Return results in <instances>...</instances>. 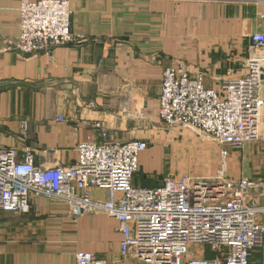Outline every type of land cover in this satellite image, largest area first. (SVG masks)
<instances>
[{
  "label": "crops",
  "instance_id": "crops-1",
  "mask_svg": "<svg viewBox=\"0 0 264 264\" xmlns=\"http://www.w3.org/2000/svg\"><path fill=\"white\" fill-rule=\"evenodd\" d=\"M21 1L0 0V148L29 149L43 168L74 166L77 146L102 143L103 133L113 144L165 143L164 69L182 62L196 74L201 65L206 86L219 90L223 79L245 73L250 36L264 33V0H67L72 32L83 40L29 56L17 48ZM133 183L154 187L138 175ZM90 198L106 202L108 191L94 188ZM121 240L117 219L72 216L65 201L46 196L32 195L28 214L0 211V264H76L78 253L150 264L122 259Z\"/></svg>",
  "mask_w": 264,
  "mask_h": 264
},
{
  "label": "built area",
  "instance_id": "built-area-1",
  "mask_svg": "<svg viewBox=\"0 0 264 264\" xmlns=\"http://www.w3.org/2000/svg\"><path fill=\"white\" fill-rule=\"evenodd\" d=\"M19 12L17 48L24 55L51 56L56 47L83 40L72 32L67 0H22ZM250 41L245 73L223 79L219 90L208 88L205 75L191 73L182 62L163 72L162 121L208 136L223 147L225 160L228 148L264 138V33ZM102 138L80 143L72 167L43 168L29 149L0 148V211L28 214L36 195L65 201L72 216L106 213L120 223L121 258L150 264H251L255 249L264 247V181L241 177L231 183L222 167L210 178L168 177L157 186L138 187L133 182L147 144L109 143L106 133ZM94 188L108 191V200H91ZM75 261L110 264L91 253H78Z\"/></svg>",
  "mask_w": 264,
  "mask_h": 264
},
{
  "label": "rangeland",
  "instance_id": "rangeland-1",
  "mask_svg": "<svg viewBox=\"0 0 264 264\" xmlns=\"http://www.w3.org/2000/svg\"><path fill=\"white\" fill-rule=\"evenodd\" d=\"M197 67L198 72L203 73L206 78L208 69L201 65ZM160 124L162 126L158 130L167 139L165 143L160 144L159 141L156 147H151V141L141 140L148 147L144 153L147 158L144 164L147 173L138 172L136 175L144 183L157 186L168 177L177 180L188 177L210 178L222 167L226 169L227 180L231 183H237L241 177L258 183L264 181V138L248 143L241 149L228 148L230 154L225 160L221 156L223 147L203 133L189 127L170 126L161 118ZM251 264H264V247L255 249Z\"/></svg>",
  "mask_w": 264,
  "mask_h": 264
}]
</instances>
